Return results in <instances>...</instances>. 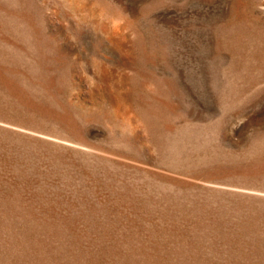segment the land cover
Listing matches in <instances>:
<instances>
[{"label": "rangeland", "instance_id": "374dc122", "mask_svg": "<svg viewBox=\"0 0 264 264\" xmlns=\"http://www.w3.org/2000/svg\"><path fill=\"white\" fill-rule=\"evenodd\" d=\"M0 264H264V0H0Z\"/></svg>", "mask_w": 264, "mask_h": 264}]
</instances>
